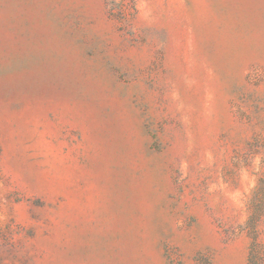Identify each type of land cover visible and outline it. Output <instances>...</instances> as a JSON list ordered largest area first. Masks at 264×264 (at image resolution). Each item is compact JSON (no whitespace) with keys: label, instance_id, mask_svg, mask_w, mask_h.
I'll return each mask as SVG.
<instances>
[{"label":"rangeland","instance_id":"374dc122","mask_svg":"<svg viewBox=\"0 0 264 264\" xmlns=\"http://www.w3.org/2000/svg\"><path fill=\"white\" fill-rule=\"evenodd\" d=\"M0 264H264V0H0Z\"/></svg>","mask_w":264,"mask_h":264}]
</instances>
